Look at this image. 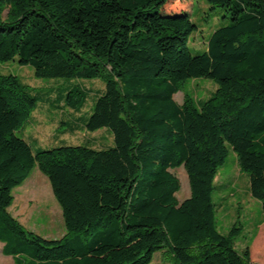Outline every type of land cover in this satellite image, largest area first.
Segmentation results:
<instances>
[{"label":"trees","instance_id":"16d2710c","mask_svg":"<svg viewBox=\"0 0 264 264\" xmlns=\"http://www.w3.org/2000/svg\"><path fill=\"white\" fill-rule=\"evenodd\" d=\"M181 1L0 0V62L66 80L43 95L73 113L88 98L82 80H101L91 115L69 128L114 135L109 148L34 153L17 134L38 97L18 76L0 75V242L14 264H151L162 251L176 264H261L251 252L257 232L241 252L240 222L219 232L213 193L233 151L264 214V0H205L223 15L201 54L189 46L191 0L173 8ZM203 78L218 85L208 100L177 103L188 80ZM181 166L191 196L179 203L172 170ZM36 168L62 208L60 239L27 230L9 212Z\"/></svg>","mask_w":264,"mask_h":264},{"label":"rangeland","instance_id":"374dc122","mask_svg":"<svg viewBox=\"0 0 264 264\" xmlns=\"http://www.w3.org/2000/svg\"><path fill=\"white\" fill-rule=\"evenodd\" d=\"M189 0H182L174 4L173 8L180 10L182 4ZM192 21L197 30L190 38V49L193 54H201L208 49V40L215 29L220 27L223 12L221 9H212L205 0H191ZM8 11L4 12V17ZM0 75H16L22 83L29 87L32 94L38 97V107L28 124L18 132L32 146L34 153L38 150L52 149L58 146H95L113 147L114 135L110 129L104 128L95 133L83 129L70 132L69 123L81 127L79 116L89 117L97 96V90L104 88L101 80H82L80 83L89 90L86 105L81 113L60 104L61 108H51L50 102L43 94L52 87H59L67 82L64 79H39L34 74V68L23 66L18 61L0 62ZM218 85L211 79L188 80L183 89L175 95V100L183 104L187 97L194 101L208 100L217 90ZM43 92V93H42ZM50 99H56L51 95ZM61 101V100H59ZM68 125V126H67ZM90 143H88V142ZM92 143V144H91ZM179 178L181 188L176 193L179 203L191 196V187L188 174L184 166L172 170ZM218 182L224 181L225 186L215 189L214 203L221 205L216 210L218 230L222 234L229 231L240 222L243 225L242 234L236 239L235 248L242 251L256 234L251 245L252 259L264 264V226L258 228L264 219L261 202L250 194L249 174L244 172L238 162L237 155L231 151L224 166L219 170ZM237 186L238 193L232 188ZM14 203L9 212L27 230L45 239H60L65 236L66 228L62 208L56 200L49 179L36 168L30 177L13 192ZM227 197L222 200L221 197ZM3 244L0 242V264H14L12 257L2 253ZM151 264H176L171 254L162 251L155 254Z\"/></svg>","mask_w":264,"mask_h":264},{"label":"crops","instance_id":"0c3cea01","mask_svg":"<svg viewBox=\"0 0 264 264\" xmlns=\"http://www.w3.org/2000/svg\"><path fill=\"white\" fill-rule=\"evenodd\" d=\"M222 175V174H221ZM220 175V176H221ZM218 176H219V174H218ZM218 176H217V178H216V181H215V185H216V189H219V188H222V187H224L225 186V183H224V181H220V182H218L219 180H217L218 179ZM220 176H219V178H220ZM234 191V194L236 193H238V189H237V186H235L234 188H232V192ZM227 197H225V196H222L221 197V199L222 200H225ZM221 205V204H220ZM263 221V220H262ZM262 221H261V223H262ZM260 223V224H261ZM264 226V224L263 225H261L259 228H262Z\"/></svg>","mask_w":264,"mask_h":264}]
</instances>
